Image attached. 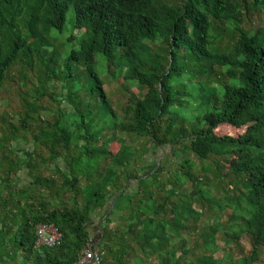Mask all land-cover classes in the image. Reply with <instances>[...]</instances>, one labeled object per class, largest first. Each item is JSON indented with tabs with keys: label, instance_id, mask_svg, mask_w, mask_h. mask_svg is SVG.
I'll return each instance as SVG.
<instances>
[{
	"label": "trees",
	"instance_id": "obj_1",
	"mask_svg": "<svg viewBox=\"0 0 264 264\" xmlns=\"http://www.w3.org/2000/svg\"><path fill=\"white\" fill-rule=\"evenodd\" d=\"M250 1L254 8H264V0ZM240 2L0 0V94L11 68L20 63L32 69L35 59L40 86L35 92L48 89L52 79L74 86L68 94L73 109L61 111L50 130L40 131L49 145L33 134L34 146L19 152L4 141L16 138L20 128L10 123L11 134L0 133V264H76L87 245L104 251L105 264L142 260L138 250L155 257L158 264L260 261L264 254V31L250 33L241 26ZM70 8L73 17L68 27ZM229 24H234L236 35L225 40ZM80 27L84 31L69 37L77 42L54 70L46 58L61 55L54 46L57 35ZM153 44L158 45L155 52ZM151 53L158 56L156 67L143 60ZM98 57L106 60L105 71L114 66L113 76L121 73L125 81L147 87L143 97L132 95L122 115L104 89ZM77 76L84 81L77 84ZM89 79L93 84L88 85ZM25 101L29 111L22 113L21 126L27 130L46 120L37 101ZM223 125L233 132L217 134ZM123 133L145 140L146 146L164 150L169 146L170 151L146 174L132 173L129 164L135 150L129 147L120 155L127 146ZM27 137L22 135L29 144ZM115 141L121 147L113 154L110 144ZM42 144L50 149V164L64 175L63 185L74 193L71 205L56 201L59 190L54 177L42 174L48 162ZM190 154L210 160V165L200 166L194 174ZM59 157L64 158L63 170ZM22 169L33 177L28 184L18 174ZM228 173L235 175L234 186L229 182L231 190L222 186L219 195L213 194L211 179L222 185L221 176ZM133 176L137 187L127 191ZM83 177L90 182L80 187ZM33 184L47 194L29 190ZM81 193L84 203L78 200ZM106 205L112 207L110 214L119 212L126 228L102 225L93 240L88 223ZM181 208L197 215L206 210L227 214L229 222L211 223L203 241L222 236L221 228L236 244L246 233L252 246L249 255L234 259L229 251L221 258L203 254L190 261L197 239L187 246L183 233L191 218ZM108 213L102 217L110 222ZM40 222L59 227L60 244L37 246ZM165 222L175 228L172 233Z\"/></svg>",
	"mask_w": 264,
	"mask_h": 264
},
{
	"label": "rangeland",
	"instance_id": "obj_2",
	"mask_svg": "<svg viewBox=\"0 0 264 264\" xmlns=\"http://www.w3.org/2000/svg\"><path fill=\"white\" fill-rule=\"evenodd\" d=\"M248 1V8H245V2ZM241 7L243 8V23L242 27L246 30H249L250 33H254L256 30H259L260 33H263L264 31V8H254L252 6V2L250 0H241ZM68 21L67 25L70 27L69 22L71 21V18L73 17V12L71 8L68 11ZM230 26L228 31H225L226 38L225 40L229 39V37L233 38V36L236 35L234 24H229ZM85 27H80L78 29H67L64 33L57 35L56 41L54 42V46L60 51V56L58 58L54 57L53 55L49 54L46 58L47 60H50V65L53 67V69L58 70L59 66L63 62L64 54L68 52V50L71 47L72 43H76L77 39H73L72 42L69 40V37L73 34L75 37L79 36L83 31ZM223 40V39H222ZM223 40V42H225ZM233 44V41H231ZM157 44H153V50L154 52L157 51ZM156 54L151 53L148 55H145L143 60L146 64L156 67L158 63V56H155ZM82 62V60H81ZM38 60L35 59V64L32 69L29 67H23L22 64L16 63L10 71L9 79L5 82L3 89L0 94V133L7 131L9 134H11L12 126L10 123H14L15 126L19 127L20 130L18 132V136L14 139L7 138L4 141V144L7 147H14L19 152H21V148L27 147L28 145L30 147L34 146V136L33 134H38L41 140H44L47 145H49V142L45 139L44 135L40 133L41 130H50L51 127L54 125L56 118L60 116L61 111H70L73 109V105L71 103L69 92L71 89H74V86L71 84H66L60 79H52L49 81L50 87L45 90H39V92H35L36 89L39 86V76H38ZM83 63V62H82ZM106 60L102 57L97 58V64H98V70L100 71L101 68L104 70H101L102 77L104 78V89L109 96V98L112 101L113 108L118 112L119 115L124 114V110L127 106H129L131 102L132 95L136 96V99L141 98L144 96L145 92L147 91V87L141 86L139 82L137 81H131L127 82L123 78V74L117 73L116 76H113V70L115 69L114 66H110V71H105L106 66ZM105 65V66H104ZM104 66V67H103ZM78 81L81 80V82L84 81V79L80 76H77ZM188 83V77L185 78ZM88 85L93 84L92 79H89ZM192 82L196 84L197 79H192ZM63 83L66 84V86H63ZM192 84V85H194ZM191 86V84H190ZM39 89V88H38ZM25 98L29 99V101H37L38 105H40L39 111L45 118V122L41 124H32V127H29V129L25 130L21 124H23V120L21 119L22 113L23 115L26 114L29 109L28 105L25 101ZM190 114V110L187 111ZM32 121H29L31 123ZM30 130V131H28ZM28 131V132H27ZM233 128H231L228 125L220 126L217 129V134L223 135L227 133H232ZM26 134L31 142L28 144V141H25L22 138V135ZM122 137L124 138L127 146L124 147L122 150V153L120 155H123L127 153L129 147L135 150V154L132 157V160L129 164V171L132 173H139L140 175L146 174L149 170V167L154 162L160 160L162 155H164V152H169L170 147L166 146L165 150L162 148H155L152 146H146V141L128 133H123ZM101 143V141L99 142ZM120 143L117 141L112 142L110 144V150L113 154H116L120 150ZM41 151L43 153L44 158H46V161H48L42 168V174L44 176H53L55 179V183L58 187L59 194L58 196H55V199L57 202L59 201H66L68 204H72L73 202V192H71L70 189H68L66 186H64L65 177L61 174L60 171L54 167L53 164H50L49 162V154L50 149L47 148L45 145L42 144L40 146ZM63 151V150H62ZM192 160L195 161V166L193 169L194 174H197V168L200 166H206L210 165V160H204L201 161L197 158H194L190 154ZM58 163L60 168L63 170L65 169V163L64 158L59 157ZM19 176L22 178L23 183H29L33 179V177L29 174L27 169H22L18 171ZM209 176H212L211 173H209ZM202 178V177H201ZM222 182L224 184L219 185V183L216 182L215 178H212L211 182V191L213 194L219 195V188L221 189L222 186H225L226 189H230L229 182L231 183V186H234L235 181V175L232 173L224 174L221 176ZM88 182H90L86 177L81 178L79 182V186H85ZM138 184V179H136L134 176L130 178L127 182V186L125 189L127 191L135 190ZM229 185V186H228ZM29 190H35L36 192H43L47 194V190L44 188L41 190V188H38L35 184L30 185ZM188 191H191V186L187 189ZM50 197V196H48ZM79 202L84 203L85 198L84 195L81 193L78 197ZM112 207H109L106 205L103 210L99 209L96 210L92 214V218L88 223V228L91 232V237L93 240H96L99 236V233L101 231V226H105L109 223V226L111 228H117L118 226H123L122 228H126L124 226V220L119 217V212H115L114 214H110ZM182 210L184 208H181ZM185 210V209H184ZM108 213V217L111 218V221L108 222L106 218L102 217V214L104 212ZM186 211V210H185ZM191 220L188 222V229L184 231L183 235L188 238L187 246L190 247L192 245L191 240L197 239V242L193 245L192 252L189 254V260L193 261L194 257L196 255H203V254H211L215 258H221L225 256L226 252H232L234 259L239 258L242 255H249V251L252 248L250 243V237L248 234L244 233L238 237L239 242L236 244V242L232 240H228L224 233L226 231L225 228L220 229V234L222 236H219L215 239V241L212 242H205L203 241L204 238H202L207 232L211 230L210 225L211 223H215L217 221H221L224 223L229 222V217L227 214L223 212V214L216 215L213 212H210L206 210V212L202 215H197L194 212L189 213V211L185 212ZM222 218V219H221ZM165 225L169 232L174 231V227L168 223L165 222ZM139 251V254L142 257V260H131L129 264H158L157 259L153 256L144 255L143 253ZM233 262V261H231ZM253 264H264V254L262 255L260 261L254 262Z\"/></svg>",
	"mask_w": 264,
	"mask_h": 264
},
{
	"label": "built area",
	"instance_id": "obj_3",
	"mask_svg": "<svg viewBox=\"0 0 264 264\" xmlns=\"http://www.w3.org/2000/svg\"><path fill=\"white\" fill-rule=\"evenodd\" d=\"M37 246H55L61 243L62 233L53 223L40 222L36 225ZM76 264H105L104 251L93 245L82 250Z\"/></svg>",
	"mask_w": 264,
	"mask_h": 264
},
{
	"label": "water",
	"instance_id": "obj_4",
	"mask_svg": "<svg viewBox=\"0 0 264 264\" xmlns=\"http://www.w3.org/2000/svg\"><path fill=\"white\" fill-rule=\"evenodd\" d=\"M113 203H114V197L110 199L111 206H113Z\"/></svg>",
	"mask_w": 264,
	"mask_h": 264
}]
</instances>
